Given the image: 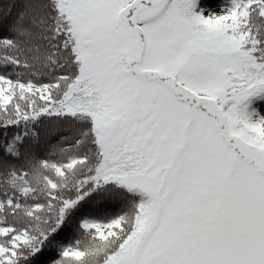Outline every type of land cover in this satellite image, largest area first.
<instances>
[{
  "label": "snow or ice",
  "instance_id": "snow-or-ice-1",
  "mask_svg": "<svg viewBox=\"0 0 264 264\" xmlns=\"http://www.w3.org/2000/svg\"><path fill=\"white\" fill-rule=\"evenodd\" d=\"M264 0H0V264H264Z\"/></svg>",
  "mask_w": 264,
  "mask_h": 264
},
{
  "label": "trees",
  "instance_id": "trees-1",
  "mask_svg": "<svg viewBox=\"0 0 264 264\" xmlns=\"http://www.w3.org/2000/svg\"><path fill=\"white\" fill-rule=\"evenodd\" d=\"M206 3L212 6L213 11H220L227 3V0H206ZM260 110L264 113V106H261Z\"/></svg>",
  "mask_w": 264,
  "mask_h": 264
}]
</instances>
